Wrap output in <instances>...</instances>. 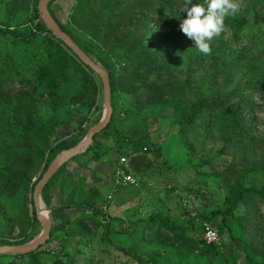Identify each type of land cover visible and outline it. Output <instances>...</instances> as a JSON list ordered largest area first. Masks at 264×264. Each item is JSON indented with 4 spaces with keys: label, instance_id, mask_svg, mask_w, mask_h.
<instances>
[{
    "label": "trees",
    "instance_id": "16d2710c",
    "mask_svg": "<svg viewBox=\"0 0 264 264\" xmlns=\"http://www.w3.org/2000/svg\"><path fill=\"white\" fill-rule=\"evenodd\" d=\"M260 2L264 0H250L249 11L234 21L226 18L224 30L210 42L208 54L201 53L179 30L180 19L186 18L185 13H180L183 0H76L65 25L52 11L53 3L49 5L50 13L64 33L106 69L113 98L130 95L136 102L126 112L123 128L116 125L118 104L112 103L114 115L109 127L95 137L86 154L62 167L45 188L42 198L46 206L52 208L51 190L71 163L78 164L76 173L90 163L106 162L114 168L116 149L120 160L124 158L121 156L131 159L129 165L122 166L128 175L135 178L136 172L141 173L140 163L146 162L143 151L150 148L146 120L153 114L149 107L159 108L163 113L177 112L182 142L192 157L200 149L205 150L206 145L220 147L213 158L193 168L196 170L193 181L200 193L205 189L215 190L214 182L221 184L226 198L224 207L211 214H185L174 219L168 210H155L138 219L131 234H126L118 230L126 226L125 221L95 208L99 202L110 203V196L113 199L121 188L112 190L105 200L100 196L89 198L93 192L84 189L83 182L72 179L68 190L77 198L76 202L54 208L53 212L60 215L72 209L89 211L80 216L78 223L76 219L64 225L59 249L43 251L42 247L13 259L42 264L43 253L53 264H76V257L66 253L67 241L77 239L83 246L86 238L94 237L93 230L104 227L102 242L135 264H217L220 260L222 264H240L242 260L245 264H264V185L260 188L246 185L252 176L264 178V142L254 134L264 107V13L254 16L255 24L263 27L262 31L249 24V15ZM34 4V14L28 24L14 29L0 25L1 109L8 110L17 101L14 123L19 132L16 139H7L12 145L0 153L3 164L0 204L5 200L12 203L24 192L26 197L28 193L33 194L32 181L42 169L40 180L62 152L78 145L76 138L63 140L59 135V128L71 123L63 120L64 113L79 105L92 107L97 103L95 72L46 28L40 19L37 1ZM154 35L160 39L161 50L147 46ZM230 48H237V53L229 57L227 49ZM168 49L181 50V54L170 55ZM202 71H206L207 82L211 84L209 93L199 88L200 83L195 79ZM241 73L245 81L240 82L233 96L227 98L220 90L219 94L213 93L224 89L230 79ZM37 101L49 102L55 113L47 119L38 118ZM99 137L111 139L115 147L101 144ZM217 159L220 166L216 167ZM201 197L208 199L202 193ZM31 204L33 218L27 219L25 227L36 230L39 222L33 199ZM243 208L247 209L245 214H241ZM0 211L4 215L9 213L5 207ZM215 220L223 243L208 245L201 233ZM15 227L18 226L14 224ZM53 236L54 231L48 244ZM120 236L126 237L131 246L115 244L113 237ZM225 238L239 253L234 258H227L224 253ZM0 244L22 245L7 240H1Z\"/></svg>",
    "mask_w": 264,
    "mask_h": 264
},
{
    "label": "rangeland",
    "instance_id": "374dc122",
    "mask_svg": "<svg viewBox=\"0 0 264 264\" xmlns=\"http://www.w3.org/2000/svg\"><path fill=\"white\" fill-rule=\"evenodd\" d=\"M36 1L39 5L40 0H20L17 3L14 0H0V25L14 29L18 26L21 27L24 24H28L29 18L34 14V2ZM75 1L76 0H54L52 2V11L61 24L65 25L69 22ZM237 3L239 4V10L235 15L229 17L232 21L242 17L243 15L241 14L243 12L249 11L250 0ZM263 13L264 3L260 2V4L255 7V11L249 15L250 27L262 31L261 29H263V27L255 24L254 16L255 14ZM248 31H250V29ZM246 35H248L247 32ZM159 41L160 39L155 35L151 36L147 42V46L153 47L156 50H161L159 48ZM168 52L170 55L174 56H179L181 54V50L175 49H168ZM227 52L229 57L233 56L237 53V48L227 49ZM93 59L102 66L96 58ZM205 72L206 71H202L198 73L195 79L200 83L199 88H203L208 92L211 84L209 81L207 82L209 78L204 74ZM244 76V74L237 75L236 78L229 80V85L225 86L224 89L215 90L213 93L219 94L220 90L227 98L233 96L235 92L239 90L241 85L240 82L245 81ZM93 77L98 87L97 103L92 107L79 105L64 113L62 117L63 120L71 121V123L61 126L58 130L63 140L67 138H76L78 144L81 143L87 137L89 130L97 126L104 117L105 104L103 82L98 74L95 73ZM113 97L112 95V103L118 104V116L115 122L117 127L123 128L126 120L125 114L130 110V107L134 105L136 99L130 95L120 96V98H116V96L115 98ZM2 103L3 102L0 101V153L12 145V143H8V138L13 137L16 139L19 135L17 126L14 123L15 116L17 115V108H15L17 101H13L14 105L9 107V111L5 108L2 111ZM236 105L239 106L240 104L236 102ZM149 108L153 114L146 120L150 148L149 151H143L142 155L146 156V162L143 164L142 162L140 163L143 167L141 173L138 174L136 172L135 179L138 181L139 186L128 189L121 188L114 195L113 199L109 200L110 203L107 202L106 205H102V203L99 202L95 207L96 209L103 210L105 213L107 212V214H110L116 219L125 221L126 226L120 227L118 230L126 234H131L134 223L138 219L146 217L147 214L155 210H168L169 213L173 214L174 219H180V217H184L185 214H211L215 209L224 207L223 199L226 198V191L223 186L214 182L212 186L215 190L208 191L205 189L201 192L208 197L206 201L204 197H201L197 184L193 181V179L196 178V170L193 168H196L204 160L213 158L216 152L220 150V147L210 144L206 145L205 150L200 149L198 153L192 157L189 152H187L182 142V134L178 125L180 116L176 114L177 112L166 110L163 113L159 108ZM37 112L38 118L47 119L55 113V108L49 102L37 101ZM80 126H82V130H78ZM254 134L260 138V142H264V107L260 111L258 130H255ZM110 140L111 139H106L105 137H99L98 139L101 144L112 146V148L115 147L114 142ZM114 155V168L110 167L106 162L97 164L90 163L88 167L76 173L79 167L78 164L71 163L69 165L67 173L60 178L58 181L59 183L51 190V196L55 198V202L52 203V208L47 207L44 203V208L52 211L50 216L53 220L52 231H54V236L51 243L43 247V251L59 249L62 243L60 235L64 225L75 222L76 219L78 220L75 223H78L80 216L89 211L84 209H72L60 215L53 212L54 208H60L76 202L75 200L77 198L73 196V193L69 194V182L72 179L83 182L84 189L93 192L89 198H97L100 196L105 200L107 198L106 195L113 190V183L117 172L116 169L122 170L123 166L119 165L121 160L119 159V152L116 149ZM86 158L89 163V155L86 156ZM130 160V158H127V165H129ZM215 161L216 167L220 166V160L217 159ZM130 168L135 172L132 166ZM43 169L32 181L31 187L32 185L35 186L34 192L36 186L40 182ZM2 170L3 164L0 163V174ZM252 184L260 188L264 185V178L261 175L252 176L246 185L251 186ZM34 192L33 194L28 193L27 197L26 192H24L20 196L15 197L12 203L9 200H5L0 204V209L5 207L9 211V213L5 215L0 213V241L7 240L13 244L22 243V245H24L33 242L40 236L42 233V226L39 221V226L36 230H33L32 227L28 230L27 227H25L27 219L33 218L31 200L34 197ZM246 210V208L241 209V214H245ZM14 224L18 227L13 228ZM20 224H22V228ZM217 227L218 220L206 225V228H204L205 230L201 233L202 239L207 228ZM25 231H27V233H25ZM77 231L78 228L73 229L72 234ZM104 231V227L93 230L94 237L86 238L83 246L76 241L77 239H75V241L73 239L69 240L70 242L67 241L66 253L70 257H76V264H86V262H91L92 264H135L133 260H130L123 253L115 251L111 246L105 245L102 242ZM112 240L118 246H131L128 239L123 236L113 237ZM224 240L226 246L224 253L226 257L234 258L237 256L239 253L234 245L231 244L227 238ZM0 246L3 245L0 244ZM13 258L14 256L12 255L0 256V264H28L26 260H17ZM40 261L42 264H53L52 259L45 256L43 253L40 257ZM222 263L223 260H220L217 264ZM240 264H245L244 260H242Z\"/></svg>",
    "mask_w": 264,
    "mask_h": 264
},
{
    "label": "water",
    "instance_id": "95a60500",
    "mask_svg": "<svg viewBox=\"0 0 264 264\" xmlns=\"http://www.w3.org/2000/svg\"><path fill=\"white\" fill-rule=\"evenodd\" d=\"M53 1L54 0H40L38 5L40 19L46 26V28L58 40L63 42L84 65L91 68L96 74L101 77L104 87L105 114L100 123L89 130L87 137L81 143H79L74 148L62 152L52 162V164L36 186L33 201L35 204L38 221L42 226V233L40 234V236L36 240L28 244L16 246H0V256H26L38 251L40 248L48 244L53 230V220L50 216L52 211L44 208L45 204L42 198V194L45 188L55 177V175L62 169V167H64L66 164H69L75 158L82 156L89 151V149L94 144L95 137L109 127L114 115V108L112 104V88L108 72L91 57H89L66 33H64V31L57 23L56 19L49 11V5Z\"/></svg>",
    "mask_w": 264,
    "mask_h": 264
},
{
    "label": "clouds",
    "instance_id": "9594fccd",
    "mask_svg": "<svg viewBox=\"0 0 264 264\" xmlns=\"http://www.w3.org/2000/svg\"><path fill=\"white\" fill-rule=\"evenodd\" d=\"M239 10L235 0H183L179 30L194 42L201 53L211 51L210 42L224 30L226 18Z\"/></svg>",
    "mask_w": 264,
    "mask_h": 264
},
{
    "label": "built area",
    "instance_id": "2783aa9c",
    "mask_svg": "<svg viewBox=\"0 0 264 264\" xmlns=\"http://www.w3.org/2000/svg\"><path fill=\"white\" fill-rule=\"evenodd\" d=\"M125 164H127V159L124 157L121 159L120 165ZM114 186L113 192H115L116 188H127L130 186L138 187L139 183L133 176L128 175L123 169H118L115 174ZM111 199L112 195L110 196V200ZM203 239L208 245H221L223 243V238L216 228H207Z\"/></svg>",
    "mask_w": 264,
    "mask_h": 264
},
{
    "label": "crops",
    "instance_id": "0c3cea01",
    "mask_svg": "<svg viewBox=\"0 0 264 264\" xmlns=\"http://www.w3.org/2000/svg\"><path fill=\"white\" fill-rule=\"evenodd\" d=\"M114 187H115V186H114V183H113V191H114ZM53 202H55V198L53 199Z\"/></svg>",
    "mask_w": 264,
    "mask_h": 264
}]
</instances>
